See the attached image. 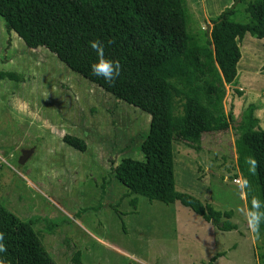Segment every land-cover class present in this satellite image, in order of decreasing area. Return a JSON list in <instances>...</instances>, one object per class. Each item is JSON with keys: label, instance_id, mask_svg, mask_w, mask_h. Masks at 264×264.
I'll use <instances>...</instances> for the list:
<instances>
[{"label": "rangeland", "instance_id": "374dc122", "mask_svg": "<svg viewBox=\"0 0 264 264\" xmlns=\"http://www.w3.org/2000/svg\"><path fill=\"white\" fill-rule=\"evenodd\" d=\"M188 5V29L200 41L203 28L211 29L223 12L234 9L233 20H249L246 4L236 0ZM240 48L236 84L220 94L224 112L235 116L232 126L206 135L200 152L174 147L178 190L232 211L238 229L225 231L180 202H155L171 215L154 211L144 196H138L135 213L132 199L125 198L118 214L115 206L126 190L112 167L126 155L143 159L140 144L151 116L115 99L49 50L28 49L0 23V70L24 77L19 84L0 80V204L33 222L56 264H264V238L252 227L235 147V126L250 104L264 128V39L248 33ZM66 134H87V151L69 147Z\"/></svg>", "mask_w": 264, "mask_h": 264}, {"label": "trees", "instance_id": "16d2710c", "mask_svg": "<svg viewBox=\"0 0 264 264\" xmlns=\"http://www.w3.org/2000/svg\"><path fill=\"white\" fill-rule=\"evenodd\" d=\"M236 1L246 4L249 20H233L234 9L223 12L211 20V29L210 25L203 28L200 41L188 29V0H0L4 33L17 36L28 49L49 50L115 99L151 116L140 144L143 159L126 155L112 167L126 190L115 206L118 214L123 215L119 206L125 198L132 199L135 213L138 196H144L151 203L180 202L222 230L238 229L230 221L232 211L217 210L178 190L174 151L176 143L202 151L206 135L228 131L235 119L222 109L220 94L226 85L236 84L240 43L246 35L264 39V0ZM95 40L102 42L107 58L120 63V75L111 83L91 72L96 53L90 42ZM0 80L19 84L24 77L16 70L2 69ZM237 90L243 95V90ZM256 110V104H250L241 115L235 126L239 133L235 147L252 227L260 239L264 238V128ZM87 136L66 134L63 140L73 150L85 152ZM257 200L259 209L253 203ZM254 212L261 216L257 224ZM123 228L127 229L125 224ZM0 231L5 233L7 249L0 256L9 264H56L33 222L3 204Z\"/></svg>", "mask_w": 264, "mask_h": 264}, {"label": "clouds", "instance_id": "9594fccd", "mask_svg": "<svg viewBox=\"0 0 264 264\" xmlns=\"http://www.w3.org/2000/svg\"><path fill=\"white\" fill-rule=\"evenodd\" d=\"M90 47L96 53V61L91 64V72L94 76L102 78L106 83L113 82L121 71L119 61L107 58L104 54V46L101 41L95 40L90 42ZM255 208L261 207L260 201H254ZM261 216L259 213H253L254 224L259 223ZM7 249L5 246V233L0 231V254L6 253ZM0 264H9V261L3 256H0Z\"/></svg>", "mask_w": 264, "mask_h": 264}, {"label": "crops", "instance_id": "0c3cea01", "mask_svg": "<svg viewBox=\"0 0 264 264\" xmlns=\"http://www.w3.org/2000/svg\"><path fill=\"white\" fill-rule=\"evenodd\" d=\"M258 110V109H257ZM153 206H156L155 207V209H154V211H160V212H162V213H164V214H166V215H169L170 213L168 212L169 211V207H166L165 205H161V206H159L158 205V203H153ZM167 211V212H166ZM171 215V214H170Z\"/></svg>", "mask_w": 264, "mask_h": 264}, {"label": "water", "instance_id": "95a60500", "mask_svg": "<svg viewBox=\"0 0 264 264\" xmlns=\"http://www.w3.org/2000/svg\"><path fill=\"white\" fill-rule=\"evenodd\" d=\"M208 30H209V28H208ZM24 158V157H23ZM22 161H23V159H22Z\"/></svg>", "mask_w": 264, "mask_h": 264}]
</instances>
